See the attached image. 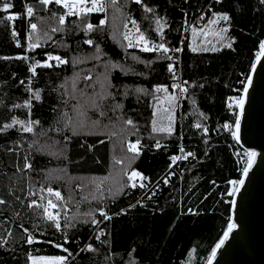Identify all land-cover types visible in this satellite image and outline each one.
<instances>
[{
	"label": "trees",
	"instance_id": "obj_1",
	"mask_svg": "<svg viewBox=\"0 0 264 264\" xmlns=\"http://www.w3.org/2000/svg\"><path fill=\"white\" fill-rule=\"evenodd\" d=\"M3 2L0 0V8ZM10 2L13 7L8 12L0 11V128L13 117L40 123L32 133L18 127L0 132V199L5 201L0 204V264H27L29 255L34 254L65 256V264H126L130 260L135 264H204L227 226L231 198L227 193L232 187L228 182L238 180L244 164L237 155H243L244 150L222 125L234 124L235 108L229 109L226 98L240 96L259 43L264 41V4L260 0H144L167 21L161 41L152 14L132 0H118L116 5L102 0L103 12L83 18L66 17L63 26L57 19H50L52 12L62 14V7L53 4L44 9L39 0ZM26 5L33 7L32 17L27 16V10L24 12ZM201 12L204 19L192 22L193 27L214 12L229 15V22L221 21L214 27L229 28L226 37L235 40L232 49L220 45L216 47L221 50L215 52L191 50L207 48L195 45L183 30L185 21ZM10 14L18 18L9 21L6 17ZM129 17L137 21L149 40L164 42L170 49L167 55L173 59L176 51L171 49L177 45L181 49V73L188 82L184 83L188 91L180 105L179 141L184 153L192 152L195 158L173 164L168 184L161 178L167 175L170 155L176 152L177 130L171 135L153 133L148 121L151 101L157 94L154 87L167 81V67L173 59H163L162 52L127 47L123 33L126 23L132 28ZM102 19L105 24L101 26ZM30 23L38 25L36 33L31 32ZM87 23L98 27L86 36L83 26ZM52 27L63 30L53 33ZM44 32L51 39L44 37ZM89 38L94 41L92 47L83 43ZM37 39L41 46L30 50L29 43ZM95 45L102 53L99 60L94 58ZM49 53L69 63L56 66L55 60L48 61L53 67H36L37 74L32 76L29 66L47 61ZM24 56L28 60L16 59ZM76 58L83 62L73 64ZM109 61L119 63L126 71L106 69ZM104 73L113 86L108 91L114 98L104 101L106 115L101 116L88 106L93 93L101 91ZM88 75L92 80L84 79ZM29 87L41 90L42 97L40 102L32 100L31 116L28 108L13 107L30 98ZM136 88L147 90V94L136 93ZM126 89L127 97L123 95ZM78 101L88 109L82 128L73 109ZM116 103L123 108L113 110ZM69 118L70 126L65 127L64 121ZM128 118L136 128L124 123ZM197 122L208 128L207 134L203 128L194 127ZM125 140L140 141L138 156L126 148ZM157 141L160 148L155 147ZM25 157L31 169L24 168ZM128 169L147 178H135L138 185L158 180L152 190L155 194L144 192L146 187L128 186ZM48 187L58 190L64 201L40 191ZM41 196L59 205L54 212L60 213L61 231L43 218L42 208L28 207L32 200L45 204ZM99 209L111 219L105 220ZM189 209L197 214H190ZM65 216L74 227H64L69 222ZM92 218L100 220L104 232L99 240L89 236ZM65 234L68 243H64ZM29 235L32 244L27 243ZM84 243L91 244L95 251H81L86 248ZM58 244L71 256L55 246Z\"/></svg>",
	"mask_w": 264,
	"mask_h": 264
},
{
	"label": "snow or ice",
	"instance_id": "obj_2",
	"mask_svg": "<svg viewBox=\"0 0 264 264\" xmlns=\"http://www.w3.org/2000/svg\"><path fill=\"white\" fill-rule=\"evenodd\" d=\"M118 2V0H111V3L113 5H116ZM133 3L140 5L143 8V11L145 13H151L152 14V22L155 24V32L157 33V35L160 37L161 41H164V30L167 27V21L160 16L156 15V10L153 7H149L147 4L144 3V0H132ZM222 0H216V3H221ZM260 2L262 4H264V0H260ZM39 3L41 5L44 6V9H48L49 5H56L59 7H62L65 11L62 14H58L56 12H52V16L50 17V19H57L59 25L63 26L65 24V20L66 17L69 16H77L78 18H83L86 17L87 15H89L92 12H103L105 10V5L102 2V0H39ZM90 3V7H85L86 4ZM13 7V4L10 2V0H5V2H3L2 8H0V11H5L8 12L11 8ZM26 10H27V16L28 17H32L33 16V7L32 6H28L26 5ZM18 17L16 15H8L6 17L7 20L9 21H14L15 19H17ZM149 17H145V19H148ZM201 20L204 19V16L201 15L200 17ZM221 21L224 22H229L230 21V17L227 13H213V18L210 19L208 21V25H206L205 27H209L212 25H217L219 24ZM129 23H131L132 25V29H135V32L132 31V29L128 28V24L126 23L124 25L126 31L123 33V37L126 41H128L127 47L131 48V47H139L141 51L143 52H157V53H163V59H167L169 61H171L173 59L172 56L167 55L168 52L170 51V49L166 46V44L164 42L161 43H154L151 40L148 39V37L145 35V33L143 31H141L139 25L137 24V21L135 19H132L131 17H129ZM185 23H187L185 21ZM105 24V20H101L100 21V25H104ZM98 26H94L91 23H87L83 26V31L85 33V35L87 36L89 33H92ZM37 28L38 25L36 23H30V29L32 33H36L37 32ZM63 28L62 27H52L51 31L53 33L58 32V31H62ZM192 33L194 35L197 34V29L195 27H193L192 29ZM229 28L228 27H221L219 28L218 31L214 32V35H217L219 37V41L221 43V48H228V49H232L233 48V44L235 43L234 39L229 40L225 34L228 33ZM200 32L203 33L204 36H207L209 33L207 31H205L204 29H200ZM16 33L13 32V36H15ZM44 37H46L47 39H51V36L48 35L47 32L43 33ZM29 40L32 41V36H29ZM84 44H87L88 46L92 47L94 45V41L93 39L89 38V39H85L83 41ZM19 46V44H18ZM40 43H39V39H37L35 42H31L29 43L28 47L30 50L35 49L37 47H40ZM221 48H217L215 45H213V47L211 49L208 48H204V49H198L197 47H192L191 50L193 52H196L198 50H203V51H219L221 50ZM95 50H96V54L94 55V58L99 60L102 53L100 50L99 45H95ZM171 51H181V49H171ZM264 57V41H261L259 44V51L256 52V62L252 64V69L253 71L256 68V65L258 63L261 62V58ZM3 59H8L7 57L3 58ZM16 59H24V60H28L27 56L24 57H16ZM133 59H138V57H133ZM51 60H55L57 62L56 66H60V65H64V64H68L69 60L64 59L60 56H53L50 53L47 54V61L44 62H40V61H36L35 65H30L29 66V71L32 73V76H36V67H45V68H51L53 67L52 64L48 63V61ZM83 61L80 60L79 58H76L72 61L73 64L76 63H82ZM151 63V62H149ZM106 69L111 68V69H120L122 71H126L122 65H120L119 63H112V62H107L105 65ZM168 71L169 73L173 74V79H176L175 76V69L173 67V64L169 63L168 64ZM104 76V81L103 83H101V91L100 92H95L93 93V99L91 104L88 106L91 109H94L96 111H99L101 116L106 115V113L103 111V103L104 101H106L109 97H113V94L108 91V89L110 87H113L110 83V81L108 80V75L106 73L102 74ZM84 79L86 80H92V76L88 75L86 77H84ZM21 83H24L23 81H21ZM185 84H187L188 82L185 81ZM29 84H31V80H29ZM252 84V76L248 75L246 78V83L243 86V92L240 96L238 97H229L228 98V107L229 109H238L239 111L236 113L235 115V124L231 125L229 123H224L222 125V128L224 130H229L231 133V136L233 138L234 141H236L237 143H239L240 141V124H241V115L244 112V105H245V97L248 93L249 90V86ZM63 87V85H62ZM174 88H179V91L181 94L186 93L188 91L187 88L185 87H181L180 85H173ZM201 87H203V85H201ZM28 91L32 94L30 96V98L26 101H24L23 104H15L13 105L14 108H28L29 109V116H31V108H32V100L34 99L37 102H40L42 100L41 97V90L36 89L33 90L32 88H28ZM73 92H76V88H75V81H73ZM135 92L138 94H147V90L143 89V88H136ZM154 92L156 93H168V87L165 85H157L154 87ZM80 94L84 95L83 90H80ZM123 95L125 97H127L129 95V90H125ZM114 98V97H113ZM72 99H76V96L73 95ZM169 107L167 108H162L159 111L163 112V113H168L167 115V120L169 121V124L167 127H157V120L155 119V117L157 116V110L153 111V120H152V132L156 133V132H167L168 135L172 134V126H171V122L173 120V116L171 114L172 112V106L176 104L177 102V96L175 94H169L166 95L165 97ZM65 103H67V101H65ZM193 105H195V100L192 101ZM123 105L121 103H116L114 106L113 110L116 109H122ZM73 109L74 111L77 113L78 117H80V127L82 128L84 126V121L85 119H87V108H85L83 105H81L79 103V101L77 102V104L73 105ZM64 116H67V113H63ZM200 116L207 120V117L203 114L200 113ZM70 120L71 118H69V120H65L64 121V125L65 127H69L70 126ZM40 123V121L36 120L33 121L31 119H28L27 121L25 120H21L18 119L16 117H13L10 123H5L3 125L2 128H0V132H5L9 129H12L16 126H19L20 130L22 132L25 133H32L34 130V127L36 125H38ZM94 123H98V122H94ZM124 123L126 125H128L130 128H136V124L134 123V121L131 118H128L126 120H124ZM194 127L200 129L203 128V132L205 134L208 133V128L206 126H202L199 122H197ZM56 131H60L59 128L55 129ZM73 134H77L75 132V130L73 131ZM65 139L67 140L68 137H65ZM103 142V141H101ZM205 143H207V141H205ZM140 141L137 140L135 143H131L129 142V151L135 153L136 156H138L140 154ZM30 147H32V145H30ZM155 147L160 148L161 144L159 141H157ZM39 150V149H38ZM180 152L183 155H178V156H172L170 159L172 161V164L169 165V167H172L173 164H176L177 161L179 160H186L189 157H193L194 153L192 152H188V153H184V149L183 147L180 148ZM238 156H240L239 153H237ZM257 153L254 151H245L243 153V157L246 158L244 161V164L242 166V178H240L239 180H230L228 183L232 186L230 191H228V195L234 197L237 193H239L241 187L244 185L245 180L243 177H247L249 174V171L251 170L253 164L255 163V159H256ZM117 163H120V161H117ZM24 168L25 169H31L32 168V164L28 162L27 157H25V164H24ZM125 175H128V180H129V185L132 188H136L137 186L144 188L146 187L145 184L143 183H139V185L136 182H133L134 178H139L140 180H145L147 179L146 177H144L140 172L136 171V170H132L131 173H125ZM172 175V173L169 174V178ZM169 178H166L164 180L165 184H168L169 182ZM97 188L99 189V185L97 186ZM40 191H46L49 195L55 196L56 200L58 201H64V198L62 197L61 193L58 190H54L51 187H48L47 189H40ZM155 193H153L154 195ZM31 195H35V193H31ZM95 198V197H94ZM41 201L45 200L46 197L41 196L40 197ZM5 201L0 199V204H4ZM229 203L232 205L233 208H235L236 205V200L232 199L229 201ZM29 208L32 207H36V208H42L43 209V218L47 221L50 222L51 225L53 227H55V229L57 231H61V223H60V213L57 212H52L51 209H56L59 207V205L55 202H53V200L48 199L47 200V204H43L40 203L38 204L36 200H32L31 203H29L28 205ZM100 215L104 217L105 220H110L111 217L108 216L106 214V212L103 209H99L98 210ZM188 212L190 214H197L194 212L193 209H189ZM86 215L91 216V213H88ZM66 220H69L68 223H66L64 225L65 228L68 227H74L75 225L71 223L70 219L65 216ZM74 219V217H73ZM87 222V221H85ZM91 223L93 225L98 226L99 222L95 219L92 218L91 219ZM237 228V224L232 220L231 217H229L228 223H227V227L225 228V230L223 231L222 236L220 237L219 241L215 244L214 247H212L210 254L207 256L206 258V264H213V261L216 258L217 255V251L222 248L225 244V242L229 239L230 234ZM25 231H27V229H25ZM104 232L101 229L97 235H96V239L99 240L100 236L103 235ZM68 238L67 235L65 234V240L64 243H68ZM27 243L28 244H32L33 243V237L31 235L28 236L27 239ZM3 244L0 243V247H2ZM56 247L62 248V250L64 252H68L69 256H71V253L69 252V250L67 248H64L63 245H55ZM81 251H95V249L92 247L91 244L87 245L85 249H81ZM135 251V249H133V252ZM130 257H131V253H129ZM189 256L191 257V253L189 254ZM28 259L31 261V264H65L67 257L65 256H56V257H33L31 255H29ZM126 264H135L134 260H130L128 262H126Z\"/></svg>",
	"mask_w": 264,
	"mask_h": 264
},
{
	"label": "water",
	"instance_id": "obj_3",
	"mask_svg": "<svg viewBox=\"0 0 264 264\" xmlns=\"http://www.w3.org/2000/svg\"><path fill=\"white\" fill-rule=\"evenodd\" d=\"M252 64L247 74L252 76V84L245 97L240 141L236 143L256 152L257 156L248 176L243 177L245 183L239 193L230 198L236 200V205L233 208L229 203L228 220L231 217L237 228L217 251L213 264H264V57L254 71ZM245 83L246 79L243 86ZM242 92L243 87L240 95Z\"/></svg>",
	"mask_w": 264,
	"mask_h": 264
},
{
	"label": "built area",
	"instance_id": "obj_4",
	"mask_svg": "<svg viewBox=\"0 0 264 264\" xmlns=\"http://www.w3.org/2000/svg\"><path fill=\"white\" fill-rule=\"evenodd\" d=\"M26 11V9H24V12ZM202 15V12L198 14L197 17H194L191 21H189L188 23H186L184 25V28L183 30H186L189 26H191V23L192 22H195V23H199V17H201ZM177 48L180 49L179 45H177ZM176 48V49H177ZM179 51H176V57L175 59H173V61H171L170 63L173 64V67L175 69V76H176V79H173V74L172 73H169L168 71V79L166 82L164 83H158L156 84L157 85H165L168 87V93H157L152 101H151V105H150V117H149V121H148V127H149V130L150 132H152V120H153V111L154 110H157V116L155 117V119L157 120V127H167L168 124H169V121L167 120V115L168 113H163L161 111H159L160 109L162 108H167L169 107L165 97L166 95H169V94H175L177 96V102L175 105L172 106V116H173V120L171 122V126H172V129L174 131L177 130V143H176V152L171 154L170 155V158L172 156H178V155H182V153L180 152V148H181V143L179 141V138H180V133H179V126H180V105H181V101L184 97V93L181 94L180 91H179V88H174L173 85H180L181 87H184V82H185V78L182 76V73H181V64H180V57H179ZM167 70H168V67H167ZM228 98H226V101L227 104H228ZM234 125V124H233ZM156 133H167V132H156ZM129 142L131 141H128V140H125L124 141V145L125 146H128L129 145ZM243 149V148H242ZM245 150V149H243ZM241 151V149H240ZM236 152V151H235ZM169 158V164H168V167L166 169V172H167V175L165 176H162L161 180L164 182V180L166 178H168L169 174L172 173L171 171V167H169L170 164H172V161L171 159ZM238 160L239 161H243L242 160V157L241 156H238ZM243 166V165H242ZM158 180H153V181H150L144 192L145 191H149L150 194L153 193V188H155L157 185H158ZM98 222H100V220H98ZM101 230V227L99 226H96V225H93L92 229H91V232L89 234V236H91L93 239H96V235L97 233ZM83 245L87 246L86 243H84Z\"/></svg>",
	"mask_w": 264,
	"mask_h": 264
},
{
	"label": "rangeland",
	"instance_id": "obj_5",
	"mask_svg": "<svg viewBox=\"0 0 264 264\" xmlns=\"http://www.w3.org/2000/svg\"><path fill=\"white\" fill-rule=\"evenodd\" d=\"M91 5H90V3L89 4H86L85 5V7H90ZM64 10V9H63ZM65 11V10H64ZM12 15V14H11ZM213 18V16L212 17H209V18H207L202 24H198L197 26H195V28L197 29V34L196 35H194L193 33H192V28H193V26L191 25V26H189L186 30H187V33H188V37L190 38V39H192V40H194L195 41V45H204L205 47H207V48H212L213 47V45H215V46H220L221 45V43L220 42H218L219 41V37L217 36V35H214L213 33L214 32H216V31H218L219 30V28H221V26H219L218 28H216V27H214V25H212V26H209V27H205L206 25H208V21L210 20V19H212ZM130 29H132V28H130ZM200 29H204L205 31H207L209 34L207 35V36H204L203 35V33H201L200 32ZM132 31L133 32H135L134 31V29H132ZM225 36H226V34H225ZM128 42V41H127ZM260 44V43H259ZM237 112V109H235V113ZM12 120V119H11ZM11 120L8 122V123H10L11 122ZM16 127H18L19 128V126H16ZM20 129V128H19ZM132 143V142H131ZM129 146V145H128ZM128 146H126V148L129 150V148H128ZM245 151H249V150H244V152ZM241 157L243 156V155H240ZM245 159L246 158H244V157H242V160H243V162L245 161ZM131 171H132V169H128L126 172L127 173H131ZM127 176V178H128V175H126ZM138 179V178H137ZM137 179H133V182L135 181V180H137ZM128 182H129V180H128ZM47 200L48 199H46L45 200V205L47 204ZM51 211L52 212H54V209H51ZM97 221L99 220V219H96ZM92 227H93V224H92ZM189 252H190V249H189ZM211 252V251H210ZM31 256H33V257H56V256H52V255H38V254H34V255H31ZM27 264H31V261L28 259V262H27Z\"/></svg>",
	"mask_w": 264,
	"mask_h": 264
},
{
	"label": "bare ground",
	"instance_id": "obj_6",
	"mask_svg": "<svg viewBox=\"0 0 264 264\" xmlns=\"http://www.w3.org/2000/svg\"><path fill=\"white\" fill-rule=\"evenodd\" d=\"M246 150L252 151L251 149H246Z\"/></svg>",
	"mask_w": 264,
	"mask_h": 264
},
{
	"label": "crops",
	"instance_id": "obj_7",
	"mask_svg": "<svg viewBox=\"0 0 264 264\" xmlns=\"http://www.w3.org/2000/svg\"><path fill=\"white\" fill-rule=\"evenodd\" d=\"M132 143H135V141H132ZM132 170H134V169H132Z\"/></svg>",
	"mask_w": 264,
	"mask_h": 264
},
{
	"label": "clouds",
	"instance_id": "obj_8",
	"mask_svg": "<svg viewBox=\"0 0 264 264\" xmlns=\"http://www.w3.org/2000/svg\"><path fill=\"white\" fill-rule=\"evenodd\" d=\"M238 111V110H237ZM234 124H235V122H234Z\"/></svg>",
	"mask_w": 264,
	"mask_h": 264
}]
</instances>
